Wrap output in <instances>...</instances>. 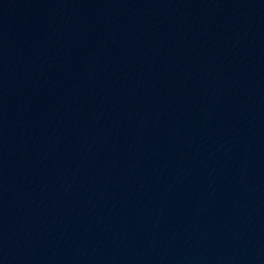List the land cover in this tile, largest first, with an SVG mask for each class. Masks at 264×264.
<instances>
[{
  "label": "water",
  "instance_id": "1",
  "mask_svg": "<svg viewBox=\"0 0 264 264\" xmlns=\"http://www.w3.org/2000/svg\"><path fill=\"white\" fill-rule=\"evenodd\" d=\"M0 264H264V0H0Z\"/></svg>",
  "mask_w": 264,
  "mask_h": 264
}]
</instances>
